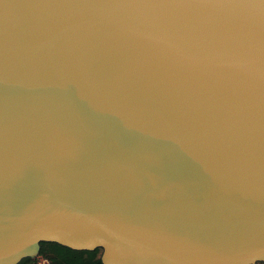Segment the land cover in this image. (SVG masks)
Listing matches in <instances>:
<instances>
[{"label": "water", "instance_id": "obj_1", "mask_svg": "<svg viewBox=\"0 0 264 264\" xmlns=\"http://www.w3.org/2000/svg\"><path fill=\"white\" fill-rule=\"evenodd\" d=\"M259 0H0V264H264Z\"/></svg>", "mask_w": 264, "mask_h": 264}, {"label": "trees", "instance_id": "obj_2", "mask_svg": "<svg viewBox=\"0 0 264 264\" xmlns=\"http://www.w3.org/2000/svg\"><path fill=\"white\" fill-rule=\"evenodd\" d=\"M42 253L50 258L51 264H102V249L96 251H75L58 244H42ZM32 259H26L21 264H32Z\"/></svg>", "mask_w": 264, "mask_h": 264}, {"label": "built area", "instance_id": "obj_3", "mask_svg": "<svg viewBox=\"0 0 264 264\" xmlns=\"http://www.w3.org/2000/svg\"><path fill=\"white\" fill-rule=\"evenodd\" d=\"M36 264H51V260L47 256L39 255L36 258ZM258 264H263V263H258Z\"/></svg>", "mask_w": 264, "mask_h": 264}, {"label": "snow or ice", "instance_id": "obj_4", "mask_svg": "<svg viewBox=\"0 0 264 264\" xmlns=\"http://www.w3.org/2000/svg\"><path fill=\"white\" fill-rule=\"evenodd\" d=\"M259 3L264 5V0H259ZM262 15H264V9H262Z\"/></svg>", "mask_w": 264, "mask_h": 264}, {"label": "rangeland", "instance_id": "obj_5", "mask_svg": "<svg viewBox=\"0 0 264 264\" xmlns=\"http://www.w3.org/2000/svg\"><path fill=\"white\" fill-rule=\"evenodd\" d=\"M42 251H43V249H41V253H42ZM36 258L35 259H32L33 260V263L32 264H36Z\"/></svg>", "mask_w": 264, "mask_h": 264}]
</instances>
